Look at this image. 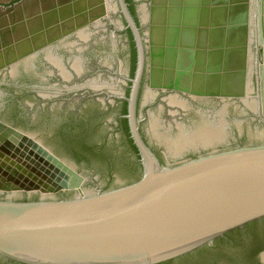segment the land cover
Masks as SVG:
<instances>
[{
    "label": "water",
    "instance_id": "obj_1",
    "mask_svg": "<svg viewBox=\"0 0 264 264\" xmlns=\"http://www.w3.org/2000/svg\"><path fill=\"white\" fill-rule=\"evenodd\" d=\"M264 218V0H0V264H158Z\"/></svg>",
    "mask_w": 264,
    "mask_h": 264
},
{
    "label": "flooded vegetation",
    "instance_id": "obj_2",
    "mask_svg": "<svg viewBox=\"0 0 264 264\" xmlns=\"http://www.w3.org/2000/svg\"><path fill=\"white\" fill-rule=\"evenodd\" d=\"M158 264H264V218Z\"/></svg>",
    "mask_w": 264,
    "mask_h": 264
}]
</instances>
